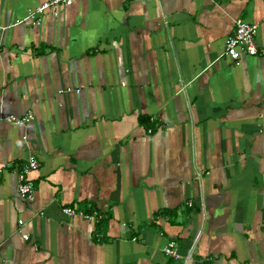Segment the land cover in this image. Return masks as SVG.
<instances>
[{"label":"crops","instance_id":"0c3cea01","mask_svg":"<svg viewBox=\"0 0 264 264\" xmlns=\"http://www.w3.org/2000/svg\"><path fill=\"white\" fill-rule=\"evenodd\" d=\"M44 1L0 0V264H264V58L223 56L237 20L264 48V0H77L12 26Z\"/></svg>","mask_w":264,"mask_h":264},{"label":"built area","instance_id":"2783aa9c","mask_svg":"<svg viewBox=\"0 0 264 264\" xmlns=\"http://www.w3.org/2000/svg\"><path fill=\"white\" fill-rule=\"evenodd\" d=\"M77 0H45L43 3L30 9L27 12L26 17L16 22L14 25H19L23 23H31L33 25H38L43 16L49 14L53 17H57L61 9L71 7ZM259 25L257 23H247L242 20H237L235 22V27L233 33L228 36L225 40L223 56L232 60L235 63H239L243 56L255 57V58H264V48H259L256 45V37L258 34ZM61 91L60 93H64ZM33 120V114L31 112L23 116H14L10 115L5 118V121L19 126L24 125L25 123ZM150 133V131H149ZM40 165L35 158V156H29L24 165L16 170L17 175V184L16 191L19 198L27 204H31L34 201L35 196V185L31 179V173L37 171ZM191 206V204H189ZM62 214L69 219L72 218H81L83 220L89 221L94 225H98L103 221V217L96 211L84 212L83 210H76L71 207H64L61 210ZM37 215L42 216L43 213H37ZM262 223L264 224V218ZM24 222L21 220L18 222L19 233L21 238L24 241L30 240V235L28 233H23L21 231ZM95 240L100 241L102 239L101 233H94ZM135 240V239H134ZM36 248V245H34ZM162 254L172 260H189V257H183L179 252V245L175 240H168L161 247Z\"/></svg>","mask_w":264,"mask_h":264},{"label":"trees","instance_id":"16d2710c","mask_svg":"<svg viewBox=\"0 0 264 264\" xmlns=\"http://www.w3.org/2000/svg\"><path fill=\"white\" fill-rule=\"evenodd\" d=\"M104 222H101L100 225H99V231L102 230L104 228Z\"/></svg>","mask_w":264,"mask_h":264}]
</instances>
